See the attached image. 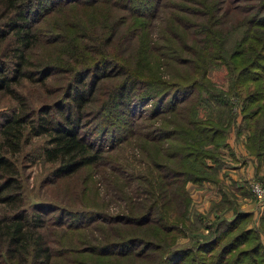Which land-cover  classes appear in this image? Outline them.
Returning <instances> with one entry per match:
<instances>
[{"label": "rangeland", "instance_id": "374dc122", "mask_svg": "<svg viewBox=\"0 0 264 264\" xmlns=\"http://www.w3.org/2000/svg\"><path fill=\"white\" fill-rule=\"evenodd\" d=\"M220 1L223 7L228 3L239 4L238 8L228 7L230 17L242 15L247 18L264 0ZM27 3L34 4L27 10V20L34 36L31 45L24 49L28 60L23 64V69L29 70L30 76H23L13 84L15 91L22 94L27 108L37 109L46 104L50 113H54L56 106L67 99V88L75 83L72 78L78 70L81 69L85 76L81 83H77L82 88L92 74L93 66L103 65V61L104 65L110 62L107 69L110 73L114 66L111 61L116 58L129 64L139 58L144 62L148 60L144 76L157 82L160 91L166 87L159 84L160 80L169 83L175 79L185 84L184 88L192 84L188 78L192 75V68L188 67L182 73L179 69L187 65L176 67L175 59L167 57L171 54L160 52L161 49L168 53L166 47L169 44L165 41L176 44L172 32L180 29L178 21L182 8L197 7L191 0H26L24 8L29 7ZM198 7H201L199 2ZM1 12L4 14L2 0L0 27L4 32L9 29L3 22L10 12H6L4 18H1ZM182 15L188 25L185 28V44L190 46L204 42L202 35L192 33L194 26H191V21H205L208 16L191 15L189 12ZM115 18L120 21L117 28L114 27ZM111 33L114 36L110 39ZM4 34L6 36L0 42V70L9 73L16 43L10 29ZM154 45L161 47L159 52ZM148 46V56H142L140 50H147ZM99 47H103L105 52H97ZM178 57L190 59L192 55L181 51ZM157 58L175 67L171 73L173 77L162 72L155 73L156 67L152 62ZM259 60L264 63V58ZM228 66L224 61L216 62L205 71V79L219 84L220 91L211 89L213 92H202L198 96L189 92L180 100L178 98L183 93L175 91L185 89L170 88V84L161 93L162 101H156L155 97L147 96L149 86L140 85L137 89L147 94L138 102L134 101L129 109L128 103L112 105L110 109L103 107L107 92L123 75L113 76L112 72L103 77L91 95L81 122V130L100 148L102 156L95 164L83 166L71 174L53 180L49 178L51 163L43 159L41 152L45 135H31L22 143L16 164L24 184L25 207L31 213H37L29 207V203L34 201H43L45 207H53L38 212L39 217L44 219L41 230L54 250L50 264H101L99 247H92L101 243L104 245L106 240L114 237H123L124 244L113 249L116 253L124 251V260L128 263L146 264L151 260L153 264H264V197L256 200L249 187L251 179L264 184V159L256 157V151L248 147L246 136L249 130L245 127L248 123L246 125L243 120L242 112L244 107H254L256 101L244 106L251 99L238 93L232 83L233 72H229ZM204 82L203 86L207 87L209 82ZM208 87L212 88L211 85ZM151 89L157 90L155 87ZM17 107L16 98L7 90L0 89V123ZM209 109H216L220 121L218 125L223 129L215 133L212 143L218 160L215 162L206 158L211 166H196L198 172L193 176L198 178L190 177L184 181L188 195L187 204L182 205L185 213L176 221L161 220L162 223L175 222L177 225L176 229L164 230V224L156 223V210L169 211L173 208L174 202L169 204V200L175 190L174 185H179L177 181L169 182L173 172L167 169L178 167L177 160L169 158V153H172L169 145L175 140L178 126L204 123ZM161 185L167 193L168 204L162 203L161 199L165 197L152 204L148 189H159ZM64 207L90 209L95 216L80 219L81 223L85 222L80 227H77L78 221L68 216L63 217L62 224H58L53 217L58 209ZM146 210L151 212V218L142 224L124 217L128 213L142 216ZM9 211L10 207L0 202V213ZM69 225H73L72 228ZM155 229H159V241L163 244L159 254L151 255L149 259L129 254L145 247L142 238L154 241L156 238L152 234ZM212 239L216 244L211 247L215 258L207 257L208 252L202 251L210 247ZM228 241L233 243L232 248L226 254L227 259L221 261L216 253ZM171 250L179 251L177 259L170 257ZM238 255L241 257L236 259ZM103 257L110 259L112 256L107 254ZM0 264L11 263L0 257Z\"/></svg>", "mask_w": 264, "mask_h": 264}, {"label": "trees", "instance_id": "16d2710c", "mask_svg": "<svg viewBox=\"0 0 264 264\" xmlns=\"http://www.w3.org/2000/svg\"><path fill=\"white\" fill-rule=\"evenodd\" d=\"M25 1L20 0V3L17 0H2L4 14L6 15V12H10L8 18L3 23L12 31L14 36L13 42L16 43V46L12 52L11 71L9 73H3L0 70V89L7 90L18 101V107L11 113L6 114L0 123V202L10 207L9 212L0 213V257L2 260L9 261L11 264H50L54 250L47 243L41 230L44 225V219L39 217L38 212L53 207H45L46 203L43 201L29 203V207L37 210V213H31L29 212V208L27 209L25 207L24 184L16 164L17 154L20 153L22 143L29 136L45 135L41 152L43 159L51 163L48 172L51 180L71 174L83 166L98 162L102 156L101 150L95 146L91 137L85 131L81 130V122L83 121L82 118L86 112L87 104L91 100V95L97 89L99 80L111 75L112 72L113 76L123 75V77H120L118 81L113 83L107 92V98L104 101L103 107L110 109L112 105L123 103L126 105L128 103L127 107L129 109L131 106L133 107L134 101L135 103L138 102L147 94L145 91L137 89L140 85H145V87L149 86L148 90L152 93L148 91L147 96L155 97L156 101L161 100V93L170 84V88L185 89L175 91L176 93H183L178 98L180 100L185 98L189 92H195V95L198 96L202 92L207 94L210 91L213 92L211 89L220 91L219 84L208 78L205 79V71L210 64L224 61L229 65L228 69L230 71H228L230 73L233 72L231 75L232 83L238 93L244 94L245 98L251 99L244 106L247 107L256 101L254 107L248 109L243 108V120H245L246 125L248 123V126H245L249 130L246 136L248 147L256 151V157H262L264 159V63L259 60V58H264V1L261 5H257L258 9H256V12H253L247 18L242 17V15L230 17L228 15V7L238 8L239 4L235 5L234 3L230 5L228 3L223 7L222 5L220 6V0H191L197 7H192L191 9L182 8L178 21L180 29L176 33L172 32V38L173 40L175 38L176 44L164 40L169 44L166 47L168 53H165L161 49L160 52L163 55L171 54L167 57L175 59L176 67L187 65L185 68L180 67L182 69L179 70L182 73L188 67L192 68L190 71L192 75L188 77L191 81L190 83H192L191 86L189 85L190 87H182L185 84L179 83L175 79L169 83L160 80L159 84L166 86L160 91L157 82L154 83L155 81H152L151 78L144 76L148 60L144 62L139 58L129 64L119 61L115 56L116 59L111 61L114 63L112 72L108 73L109 71H107L110 62L104 65L103 61V65L93 66V72L89 75L88 81H84L85 83L82 84V88L77 86V83H81L85 76H83L81 69L78 70L72 78L75 83H71V86L67 88L65 95L67 99L63 104L56 106L57 108L54 113H50V107L46 104L37 109L27 108L22 99V94L15 91L13 86L19 78L30 76V71L23 69V64L28 60L24 56V49L31 45L34 36V33L31 31V25L27 20V10L34 4L27 3L29 7L24 8ZM198 2L201 7H198ZM203 6H206L204 10L202 9ZM184 12H189L191 15L197 14L199 16L205 14L208 16V19L205 21L201 19L191 21V26H194L192 33L202 35L205 38L204 42H198L190 46L185 44L184 36L187 33L185 28L188 25L186 23L187 19L183 20L184 16L182 14H185ZM4 14L1 12V18L5 17ZM116 21L114 23L115 28H117L118 22H120L117 19ZM224 27H227V29H224ZM7 29L4 32H8L9 29ZM4 32L2 27H0V42L6 36ZM113 36L114 34L111 33L109 38L111 39ZM161 38L165 39V37ZM149 46L147 50H140L142 56H148ZM154 46L159 52V48L161 47L158 45ZM163 47H165V44H163ZM100 50L104 51L103 47H99L97 52H101ZM181 51L189 52L192 57L190 59L178 57ZM152 64L156 67L155 73L160 74L162 72L163 74H170L173 77L171 73L175 67L170 62L165 61L163 63L157 58L153 60ZM49 72L44 73L40 77V80H43ZM11 73L13 75H10ZM205 80L209 82L208 85H211L212 88H209L208 85L204 87ZM153 87L157 90L151 89ZM130 100L131 102L129 103ZM218 104L220 103L218 102ZM206 114L204 123H186V126L183 123L184 127L178 126L175 140L169 145L172 148V153H169V158H175L178 166L167 169L168 172H173L169 176L171 178L169 182L177 181L179 185H174L175 190L169 200V204L174 202L173 208H170L169 211L163 209L156 210L158 213V216L155 218L156 223L161 222V224H164V230L176 229L177 225L175 226V222L162 223L161 220L176 221L178 217L183 216L185 213L182 205L187 204L188 195L184 187V181L190 177L194 179L198 178L193 176V173L198 172L196 166H203L205 168L211 166L207 163L206 158L215 162L218 160L217 151L214 148L212 149V146H214L212 143L216 138L215 133L217 131H223V129L221 130L218 125L220 121L216 109H209ZM165 176L168 177L167 174ZM158 177L160 178L162 176ZM159 182L162 183V180ZM164 183L166 184V181ZM148 191L150 192L149 199L152 204H156L160 197L166 198L161 199L163 205L168 204V196L165 189H162V185L159 189H148ZM149 210L152 211V209ZM149 210H146L142 216L128 213L124 217L128 218L131 222H136V224H142L150 220L151 212ZM65 216L78 221L77 227H80L85 224V222L81 223L82 221L80 219L83 220L87 217H93L95 213L90 209H67L64 207L62 210H57L53 219H56L58 224H62L61 221ZM72 226L69 225V228H72ZM223 229L224 227H222ZM158 234L159 229H155L152 234V237L154 236L156 238L154 241L150 238H142L143 244H146L145 247L141 251H132L129 254L137 255L136 257L145 256L148 257L147 259L151 255L159 254V250H161L163 244L159 241L160 237ZM122 238L114 237L113 239L106 240L104 245L101 243L100 245H94L92 247H99L98 253L101 256V264H136L132 262L128 263L124 260V251H120L119 253L114 251L113 248L115 246L117 248L124 244ZM138 239H141V237H138ZM214 242V239H212L209 244L210 247L202 249V251L205 250L204 252H208L207 257L212 258L214 256L215 258V254L211 251V247L216 245ZM225 244H222L221 249L216 253V256L219 259L221 258V261L227 259L226 254L231 250L233 243L228 241ZM257 246L261 245L257 244ZM257 251H259V248H257ZM178 252L171 250L170 257L174 260L177 259ZM107 254L112 257L105 259L103 256ZM240 255L236 259H239L241 257ZM159 260L156 262L158 263ZM163 262L164 260L161 259V263ZM146 264H153V261L150 260Z\"/></svg>", "mask_w": 264, "mask_h": 264}, {"label": "built area", "instance_id": "2783aa9c", "mask_svg": "<svg viewBox=\"0 0 264 264\" xmlns=\"http://www.w3.org/2000/svg\"><path fill=\"white\" fill-rule=\"evenodd\" d=\"M249 187L256 200H261L264 197V184L260 181L251 179Z\"/></svg>", "mask_w": 264, "mask_h": 264}]
</instances>
